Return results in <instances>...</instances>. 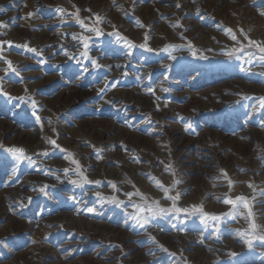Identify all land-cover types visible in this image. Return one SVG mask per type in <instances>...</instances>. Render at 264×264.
Returning <instances> with one entry per match:
<instances>
[{
	"label": "rangeland",
	"instance_id": "obj_1",
	"mask_svg": "<svg viewBox=\"0 0 264 264\" xmlns=\"http://www.w3.org/2000/svg\"><path fill=\"white\" fill-rule=\"evenodd\" d=\"M77 9L104 35L82 29ZM261 13L264 0H0V41L13 42L0 45V87L34 99L42 117L30 101L0 95V264H264V241L249 248L241 234L250 223L242 205L216 224L169 214L142 227L130 213L144 200L125 195L139 190L168 207L163 184L181 193L178 206L215 214L231 209L225 198L243 195L264 226V110L253 111L264 96V62L227 55L246 36L264 42ZM114 31L136 45L182 47L130 49ZM73 33L91 35L99 67L80 55ZM25 43L39 54L16 46ZM6 60L19 76L5 74ZM10 147L35 162L17 160ZM73 160L93 183L70 182L81 179ZM45 185L48 195L39 191Z\"/></svg>",
	"mask_w": 264,
	"mask_h": 264
},
{
	"label": "snow or ice",
	"instance_id": "obj_2",
	"mask_svg": "<svg viewBox=\"0 0 264 264\" xmlns=\"http://www.w3.org/2000/svg\"><path fill=\"white\" fill-rule=\"evenodd\" d=\"M113 3L115 4V0H113ZM181 5L179 3L176 4V7H180ZM58 11L63 12L64 9H58ZM89 12H91V10H88ZM262 15H264V13H261ZM33 15V13L29 12L28 16L31 17ZM72 15H74L76 17L77 22L79 23L80 27L82 29H84L86 32L89 33H94L96 36H101L104 35V33L101 31V29L99 27H93V26H89L87 24L84 23V20L80 19L79 17V9L76 10L75 13H73ZM96 16V20L95 22H101L102 18L97 15L94 14ZM6 26V22L4 21H0V27H4ZM228 34L231 36V38L233 40H236L237 37L234 33H232L231 29H228ZM73 39H76L78 41H82L83 43V48L84 51L80 53L81 56L90 59L91 63L94 67H99L100 65L97 63V60L95 58H92L89 56V44L90 41L92 39L91 35H83L81 34L80 36H77V34L73 33L71 34ZM110 35H115L117 36L120 40L125 42L126 47L128 48H136V47H141V48H145L147 51H164V52H169L170 49H176L178 50L179 48H181V45H175V44H168L167 46H165L163 49H153L151 47H148L147 44H140V45H136L134 44L132 41L128 40L127 38H125L124 36L120 35V33L118 31H114L112 33H110ZM247 39V45H241L239 48H234L232 52L227 53V55L229 56V58L233 57V54H237L236 58L237 59H242L244 60L245 63H252L254 60H259L261 62H264V42H260L254 39H251L250 37H245ZM147 39V37H146ZM7 44L9 47L12 46L13 42L11 41H0V45H4ZM17 47H22L24 49H26L29 52L32 53H38V50L36 48H30L28 44H23V45H16ZM189 51H192L193 55H196V52L192 49L191 44L189 43L187 45ZM253 49H255V51H253ZM71 58V57H70ZM201 59H205L207 60L208 57L207 56H201ZM0 59H3L2 56H0ZM169 59L170 60H176L177 57L174 55H169ZM7 63V67L4 69L5 74L11 72L14 73L15 75L19 76L20 75V70H18L16 67H13L12 62L10 60H6ZM165 67H169V65H165ZM261 76H264V72L260 73ZM4 77H0V80H3ZM101 92L104 91V89H100ZM150 92L152 91L151 89L149 90ZM162 91L167 92L168 89L167 88H162ZM0 95L4 96L6 99L8 100H12V99H16V100H24L25 103H28L30 101L32 109H33V115L36 117L37 121H41L42 117H40L37 114V102L32 99L31 97H13L11 96L8 92L4 91V89L2 87H0ZM247 98V97H245ZM157 99H159V97H157ZM259 99V105L258 107L254 108L253 111L254 112H261L262 110H264V96H261L258 98ZM108 103H112V101H108ZM48 143L50 145H52L55 148H59L60 146L57 144L56 140H49ZM94 147V146H93ZM126 147V146H125ZM8 153H11L13 156H15V158L17 160H27L29 163H34L35 161H33L31 156L25 155V149L24 148H18V147H10L7 149ZM38 155H43V156H47L48 155V151L45 150L43 152L38 153ZM68 155H71L70 153ZM98 158H102L101 156H99V150H98ZM73 163H75L77 165V167L73 170L75 171L80 177L81 179H72L70 180V182L74 185H77L79 187H83V185L85 183H93V181H90L88 179V177L86 175H84V172L81 171L80 165L78 161L73 160ZM171 166H167L168 170H170ZM71 169L65 168L63 169V172L65 175H67V173L70 171ZM224 171V170H222ZM57 179H59V176H57ZM181 181L179 180H174L173 181V185L172 187L174 188L176 184L180 183ZM94 183L96 184H100L101 181L97 180L94 181ZM111 184V187L113 189L116 188V185L112 182H109ZM232 182L229 181V184H231ZM158 187L162 188V190L165 193L164 199L167 200H171L172 204L168 207H163L160 205L159 201H152V202H148L146 198L143 197V194L137 190L135 192H128L125 195L129 198V201L131 202V198L133 196H140L142 197V199L144 200V202L142 204H137V203H133L132 207L134 209H136L135 212L130 213V218L135 220V222L142 226V227H146L151 220L156 219V218H164L166 216H168L169 214L176 216L177 218H179L181 216V214H184L185 217H189V216H197L200 223L207 225L209 223V221H212L214 224H216L217 222H220L222 220V218L225 217H232L235 218L236 215H240V209L239 206L242 205L245 209H248L247 212V218H249L250 223H249V229L244 230L243 232H241V234L246 238L245 242L247 243L248 247L251 248L253 246V240H260V241H264V226H260L256 223L255 219H253V212L251 210V206L249 204L248 199L241 195V196H237L235 198H225L222 202L226 205H231V209L226 212V213H220V214H215V213H209L207 211L203 210V206L202 205H192L191 209H189V207H180L177 204V201H179L181 193L177 192L175 196L169 195V188H166L163 186V184H158ZM249 187H252L251 184H249ZM47 188V185L40 187L39 191L45 195H48V193L45 191V189ZM255 190V189H254ZM97 196H100L104 199H107V201L109 203H115L118 205H122L124 203V201L119 200L118 197L116 196H111V197H103L102 193L97 192L96 193ZM51 198V197H50ZM29 201L31 200V197L27 198ZM21 206H26L23 204V202H21ZM88 212H94L95 209L94 208H88L87 209ZM181 231H184V229H180ZM238 232L240 230H237ZM149 238L155 240L154 237H152L149 234ZM35 242V241H34ZM0 244H4L3 240H0ZM160 247L162 248L163 251L168 252V249L165 248L163 245H160ZM173 256L176 255L175 252L171 253ZM233 256L237 255L236 253H232Z\"/></svg>",
	"mask_w": 264,
	"mask_h": 264
}]
</instances>
